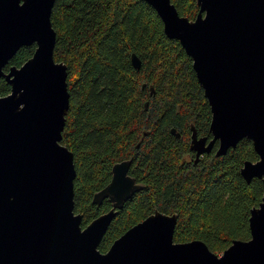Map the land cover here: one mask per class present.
<instances>
[{
  "label": "water",
  "instance_id": "1",
  "mask_svg": "<svg viewBox=\"0 0 264 264\" xmlns=\"http://www.w3.org/2000/svg\"><path fill=\"white\" fill-rule=\"evenodd\" d=\"M165 33L180 41L208 100L212 138L192 124L196 162L218 142L224 155L242 139L259 159L241 174L264 185V0H197L195 19L172 0H145ZM55 0H0V264H264V196L251 210V238L234 240L218 254L202 240H174L178 213L159 210L128 229L107 252L100 243L124 203L144 188L129 174L132 160L113 166L111 182L96 192L112 208L85 228L75 212L74 153L62 143L70 109L68 66L54 56ZM36 44L21 66H5L24 46ZM136 69L141 60L132 55ZM174 132V130H173Z\"/></svg>",
  "mask_w": 264,
  "mask_h": 264
},
{
  "label": "trees",
  "instance_id": "2",
  "mask_svg": "<svg viewBox=\"0 0 264 264\" xmlns=\"http://www.w3.org/2000/svg\"><path fill=\"white\" fill-rule=\"evenodd\" d=\"M172 2L190 19L200 11L197 0ZM51 20L55 59L68 66L62 143L74 153L75 212L83 214L82 226L112 208L108 199L98 205L93 198L111 182L116 163L131 159L129 174L144 185L118 211L100 251L156 210L179 214L176 242L200 239L221 254L234 240L250 239L251 210L260 205L264 185L258 177L248 182L241 168L259 155L245 138L220 156L216 142L195 162L191 126L212 138L211 106L193 59L165 33L156 9L145 0H55ZM35 49H19L4 70L21 66ZM10 92L1 78L0 94Z\"/></svg>",
  "mask_w": 264,
  "mask_h": 264
},
{
  "label": "flooded vegetation",
  "instance_id": "3",
  "mask_svg": "<svg viewBox=\"0 0 264 264\" xmlns=\"http://www.w3.org/2000/svg\"><path fill=\"white\" fill-rule=\"evenodd\" d=\"M198 135H199V134H198ZM209 139H211V138H209ZM190 143H191V142H190ZM215 145H216V144H215ZM190 148H191V147H190ZM191 150H192V149H191ZM192 151H193V150H192ZM193 152H194V151H193ZM194 153H195V152H194ZM195 156H196V154H195ZM198 161H199V160H198ZM198 161H197V162H198ZM195 162H196V158H195Z\"/></svg>",
  "mask_w": 264,
  "mask_h": 264
},
{
  "label": "rangeland",
  "instance_id": "4",
  "mask_svg": "<svg viewBox=\"0 0 264 264\" xmlns=\"http://www.w3.org/2000/svg\"><path fill=\"white\" fill-rule=\"evenodd\" d=\"M222 254V253H221Z\"/></svg>",
  "mask_w": 264,
  "mask_h": 264
}]
</instances>
